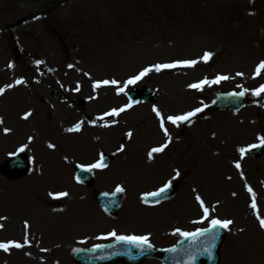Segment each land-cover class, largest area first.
Returning a JSON list of instances; mask_svg holds the SVG:
<instances>
[{"label": "rangeland", "instance_id": "374dc122", "mask_svg": "<svg viewBox=\"0 0 264 264\" xmlns=\"http://www.w3.org/2000/svg\"><path fill=\"white\" fill-rule=\"evenodd\" d=\"M205 52L214 53L208 63L151 72L127 95H117V86L93 88L113 79L123 86L146 67L200 60ZM262 61L264 0H0V88L14 85L0 95V242L24 244L0 249V264H78L76 248L111 241L113 231L148 236L160 250L172 247L182 238L177 229L210 226L194 223L203 216L197 195L210 208L209 220L233 221L220 264H264V231L248 192L264 218V153L247 148L264 137V94L251 95L264 84V70L253 78ZM217 75L231 79L203 91L189 88ZM135 88L153 89L157 98L98 121L103 111L130 103ZM243 88L249 101L241 110L211 108L216 93ZM153 107L165 117L204 110L187 125L166 122L168 142ZM81 122L79 132L67 131ZM165 143L150 159L151 149ZM241 148L250 149L243 158ZM104 153L111 162L92 169L93 186L80 183L75 166L97 163ZM16 155L27 167L8 172ZM168 181L177 184L176 197L143 202ZM118 187L125 198L113 218L94 191ZM62 192L69 195L56 198ZM142 264L163 263L156 257Z\"/></svg>", "mask_w": 264, "mask_h": 264}, {"label": "snow or ice", "instance_id": "6c2138e0", "mask_svg": "<svg viewBox=\"0 0 264 264\" xmlns=\"http://www.w3.org/2000/svg\"><path fill=\"white\" fill-rule=\"evenodd\" d=\"M213 55H214V53H212V52H205L203 57L200 60H180V61H175L172 63L155 64L153 66H149V67L144 68L137 75L130 77L128 80H126L123 83V86H118V81L113 79L111 81H109V80L97 81L93 84V88L97 89V88H100L102 86H107V85L117 86V88H116L117 95H120L122 93L127 95V92L125 91V89H127L130 85L137 84L138 81L142 80L144 77L149 75V73H151V72H157L158 73L164 69L194 68L197 66V64H199L201 62L208 63L210 61V59L213 57ZM9 67H11V65H9ZM69 67H71V65ZM262 70H264V61H262L256 67L255 75L253 78L261 76ZM85 75H87V73H85ZM236 75L242 76L243 73H237ZM229 79H231V77H229L227 75H217L214 79H211V80L205 78V79H203L197 83H192L189 85V88L194 89L196 91H203L206 86L211 87L212 85L220 84L221 82L227 81ZM23 83H24L23 79H17L15 81L16 85H21ZM13 86L14 85L10 84L7 86V88H0V95H3L7 91L8 88H11ZM238 87H242V86L238 85ZM76 91H79V87H77ZM248 92H249L248 88H243L242 91L232 93V95L244 96ZM262 94H264V84H261L258 88L251 91L252 96L260 97ZM135 103H139V101H136ZM132 107H133V102H130L126 106L120 107L119 109H112L110 112L105 113V115L116 117V116H119L121 113L125 112L127 109H130ZM203 110H204L203 108L198 107V108L194 109L193 111L187 112V113L182 114V115H169V116L165 117L159 109L153 107V112H155L156 116L159 118L160 128L164 132L165 137L168 138V142H171V136L169 134L168 128L165 127L166 122L170 123L171 125L179 127L182 123L189 121L192 117L196 116L198 113L202 112ZM30 115H31V113H28L25 115L24 118L27 119L28 116H30ZM98 119L104 120V116L102 115ZM2 123H3V120H0V124H2ZM81 124H82V122L77 123L74 127L68 128L67 131L68 132H79L81 130ZM4 131L7 133L9 131V129H4ZM126 135L129 138H131L133 133L128 132ZM258 139L260 141V144L264 145V137H259ZM257 146L258 145L253 144L250 147L256 148ZM26 147H27V145L22 146L19 149V151L20 152L25 151ZM48 147L54 148L55 145L49 144ZM167 147H168V143H165L161 147H156V148L151 149V151L148 153L149 158L151 159L154 153L163 152ZM247 150L248 149H246V148H241L239 150L241 153V158H243V156ZM120 151H123V147H121ZM106 166L107 165L104 164V162H103V156L101 155V159L97 163L91 164L87 167H84V166H80V167L82 168L83 171H89L90 172L94 168H104ZM235 167L237 169H240L241 165L239 163H237L235 165ZM179 176H180V172L176 171L173 179L179 178ZM171 186H172V181H168L162 188H160L157 192L152 193L151 195L153 197H159V196L163 195L165 192H167V190ZM117 191L118 192L123 191V189L118 187ZM248 192L252 196V203L250 206L256 212V217H257V220L259 221L260 228L264 229V218H262L259 210L257 209L255 193L253 192L251 187H248ZM68 195L69 194L67 192H62V193H59L56 198L66 197ZM233 195H235V193H233ZM196 200L199 202L200 208L203 210V216H202L201 220L194 221V223L202 224V223H204V221L207 220V221H209L210 226L206 227V228H198L194 232H184V231H181L180 229H177L176 233H178L179 236L183 237L185 240H188L189 238H191L193 244H196V242L199 238L207 237V240L204 243L202 251L211 255L212 248L215 246V241L217 239V236L219 235L218 232H215L213 230L214 229H226L227 230V229H229V226L233 224V221L230 219L221 220V219H217V218H212L209 220L210 208L208 206H205V201L199 195L196 196ZM212 211H215V209L213 208ZM0 227H2V225H0ZM25 227L26 228L28 227L27 223L25 224ZM109 236L114 238L118 243L133 245L137 248H140L142 251L145 250V246H147L149 248L151 247V244H149V237L148 236L117 235V233L115 231L111 232L109 234ZM107 238L108 237H99V239H107ZM25 243H27V240H25ZM22 247H24V244H22V243H17V242H13V241H9L7 243L0 242V249H2L5 252H8L10 248L20 249ZM100 247H102V246L101 245L96 246L97 249ZM169 251H175V249H169ZM194 260H195V253L190 254L188 264H192V261H194Z\"/></svg>", "mask_w": 264, "mask_h": 264}, {"label": "water", "instance_id": "95a60500", "mask_svg": "<svg viewBox=\"0 0 264 264\" xmlns=\"http://www.w3.org/2000/svg\"><path fill=\"white\" fill-rule=\"evenodd\" d=\"M232 93H220L217 95L214 101V107L216 108H234L238 109L245 104L246 97L244 96H234ZM142 95L144 99L154 98L151 92L135 90L133 92V96ZM24 162V161H23ZM23 162L17 158L13 160L14 166L16 168L24 167ZM23 164V166H22ZM83 176V180L87 183L92 182V177L87 171L79 172ZM175 193V187L171 186L167 192L159 197H153L151 194L147 195V200L149 201H159L164 200ZM97 199L103 205V207L111 212L112 214H116L120 207V203L122 201V197L120 193L114 194H101L97 193ZM219 230V229H214ZM222 232H220L221 234ZM220 236V235H219ZM188 240H191L189 238ZM188 240H184L179 247L172 248L175 251H166L164 260L167 261L168 264H188L189 255L195 253V260L192 261V264H217L218 263V255H216L215 251L218 252V247L220 243V237L216 239L215 246L212 248L211 255L202 251L203 245L205 241H201L197 244V247L188 246L186 242ZM100 248H91V249H80L77 250L74 254V257L77 261L82 264H111L118 260H124L130 263L141 262L147 257L153 256L156 254V251L152 247L145 246V250H141L133 245L121 244L117 241H114L109 244L101 245ZM218 254V253H217ZM206 261L202 263V260Z\"/></svg>", "mask_w": 264, "mask_h": 264}, {"label": "bare ground", "instance_id": "6f19581e", "mask_svg": "<svg viewBox=\"0 0 264 264\" xmlns=\"http://www.w3.org/2000/svg\"><path fill=\"white\" fill-rule=\"evenodd\" d=\"M26 22V21H25ZM101 116V115H100ZM100 116H97V119L100 117ZM115 117L114 116H106V117H104V120H100V119H98V121H102V123L103 122H105V121H108V120H110V119H114ZM105 124V123H104Z\"/></svg>", "mask_w": 264, "mask_h": 264}]
</instances>
